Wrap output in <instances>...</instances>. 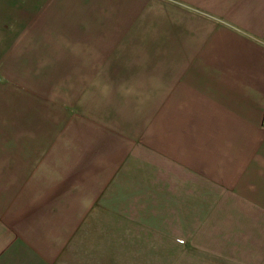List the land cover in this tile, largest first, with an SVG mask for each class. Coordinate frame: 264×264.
<instances>
[{
  "label": "crops",
  "instance_id": "0c3cea01",
  "mask_svg": "<svg viewBox=\"0 0 264 264\" xmlns=\"http://www.w3.org/2000/svg\"><path fill=\"white\" fill-rule=\"evenodd\" d=\"M209 186L264 227V0H0V264H159Z\"/></svg>",
  "mask_w": 264,
  "mask_h": 264
},
{
  "label": "rangeland",
  "instance_id": "374dc122",
  "mask_svg": "<svg viewBox=\"0 0 264 264\" xmlns=\"http://www.w3.org/2000/svg\"><path fill=\"white\" fill-rule=\"evenodd\" d=\"M216 193L209 186L208 200L202 203L208 208L207 226L201 232L175 233V248H161L159 264H264V227H255L252 217L221 215L222 209L233 208V202L218 199ZM192 203L193 209L200 207L198 201ZM217 209L220 215L212 216Z\"/></svg>",
  "mask_w": 264,
  "mask_h": 264
}]
</instances>
